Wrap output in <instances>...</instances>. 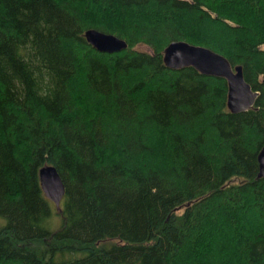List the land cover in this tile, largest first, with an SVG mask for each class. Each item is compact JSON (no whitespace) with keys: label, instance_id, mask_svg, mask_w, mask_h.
<instances>
[{"label":"trees","instance_id":"obj_1","mask_svg":"<svg viewBox=\"0 0 264 264\" xmlns=\"http://www.w3.org/2000/svg\"><path fill=\"white\" fill-rule=\"evenodd\" d=\"M171 42L240 66L253 107L166 69ZM263 144L264 0H0V264H264Z\"/></svg>","mask_w":264,"mask_h":264},{"label":"water","instance_id":"obj_2","mask_svg":"<svg viewBox=\"0 0 264 264\" xmlns=\"http://www.w3.org/2000/svg\"><path fill=\"white\" fill-rule=\"evenodd\" d=\"M85 42L97 53L114 54L127 48L126 43L112 35L95 30L83 33ZM162 64L171 71L191 68L201 76L224 80L226 84L225 107L230 114L250 110L258 93L244 82L240 66L231 67L222 56L203 47L185 42H171L162 50ZM256 179L264 177V144L256 157ZM38 182L44 198L58 210L63 186L55 169L44 166L38 170Z\"/></svg>","mask_w":264,"mask_h":264},{"label":"rangeland","instance_id":"obj_3","mask_svg":"<svg viewBox=\"0 0 264 264\" xmlns=\"http://www.w3.org/2000/svg\"><path fill=\"white\" fill-rule=\"evenodd\" d=\"M140 50H143V51H147V49L146 48H144V47H140L139 48ZM54 225L56 226V221H54ZM54 226V227H55ZM209 251V250H208ZM215 254H210V253H206V258H204L203 259V262H202V264H219V263H217V260L216 261H214V259H213V256H214ZM231 264H234L233 262L231 263Z\"/></svg>","mask_w":264,"mask_h":264}]
</instances>
